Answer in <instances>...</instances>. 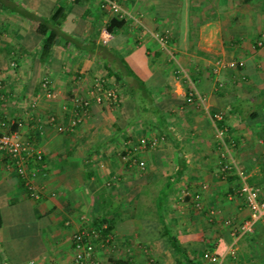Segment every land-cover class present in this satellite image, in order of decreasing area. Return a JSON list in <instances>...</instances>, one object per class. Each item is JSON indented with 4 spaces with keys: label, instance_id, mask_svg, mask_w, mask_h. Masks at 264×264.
Instances as JSON below:
<instances>
[{
    "label": "crops",
    "instance_id": "crops-1",
    "mask_svg": "<svg viewBox=\"0 0 264 264\" xmlns=\"http://www.w3.org/2000/svg\"><path fill=\"white\" fill-rule=\"evenodd\" d=\"M118 2L126 13L110 31L117 15L100 0H0V110L41 150L45 171L38 177L41 197L34 199L0 151V264H73L72 231L103 224L111 234L96 242L104 263L144 264L136 246L153 240L170 264H216L203 258L206 249L220 264H264V217L251 232H240L239 222L249 215L236 192L240 177L235 169L227 180L218 174L223 139L229 144L225 158L244 169L246 182L264 190V0ZM42 18L49 20L46 28L39 25ZM51 30L57 36L43 56V37ZM217 59L241 63L216 72ZM127 66L147 85L148 91L138 92L147 107L125 85L138 84L134 73L127 80L116 77L117 71L128 75ZM97 80L103 83L100 102L93 97ZM50 114L55 124L47 120ZM71 118L79 121L69 130ZM135 128L150 138L165 132L174 139L150 159L151 175L154 165L161 166L158 174H172L170 187L161 189L162 204L160 193L154 208H146L156 215L152 219L125 199L129 174L120 170L127 164L118 153L126 155L124 137ZM120 171L125 176L116 175ZM186 178L195 180L190 187L201 191L212 220L198 222V229L190 215L199 219L201 212L187 213L188 207L165 219L176 213L172 188ZM180 195L194 204L189 194ZM212 208L217 213L210 218Z\"/></svg>",
    "mask_w": 264,
    "mask_h": 264
},
{
    "label": "built area",
    "instance_id": "built-area-1",
    "mask_svg": "<svg viewBox=\"0 0 264 264\" xmlns=\"http://www.w3.org/2000/svg\"><path fill=\"white\" fill-rule=\"evenodd\" d=\"M100 6L103 8L107 7L112 13L116 14L120 18H122L126 13L120 6L118 0H100ZM102 40L104 42L107 41L108 36L102 37ZM238 63L241 62H237L236 60L222 61L220 59H217L215 62L214 71L217 72L219 70L218 68L221 66L235 67ZM12 64H14L13 61ZM102 90V80H97L93 85V97L95 102H100L103 100ZM1 98L2 95L0 90V100ZM187 99L191 100V97H188ZM82 102L83 104H87L88 100H83ZM215 117L220 119L222 118V114L216 113ZM47 120L55 124L56 117L55 115L50 114ZM78 121L79 118H71L66 128L72 130L76 126ZM15 122L16 120L14 118L2 113V111L0 110V151L8 157L11 167L16 171L18 175L23 178L24 186L30 192V195L33 198L38 199L41 197V189L39 187L38 177L45 174V171L40 164V161L42 160V152L41 150L33 147L28 140L22 138L19 131L13 127ZM42 123L43 120L40 119L39 126H42ZM58 129L64 130L62 126H58ZM218 135H220V133ZM155 142L156 140L154 138L149 139L146 136H141L138 140L137 145L132 146V148L128 149V153H126V159H130L131 162L133 161L140 167H144V159H137L135 158V155L140 151L146 150L150 146H154ZM219 155L220 159L218 174L220 175V177L222 179H227L230 171L234 169L240 177V184L237 187L236 192L239 196H241V198L244 199L245 204L249 209V215L247 218L239 222L238 228L242 233L251 232L254 228V225L264 217V190L256 184H250L246 182V174L244 169L236 165L233 160H227L225 158L224 151H220ZM184 193L190 194L196 207H201L202 201L200 190H185ZM214 214H216V210L214 208L208 211V216L210 218H212ZM82 219H85V217H83ZM225 222L227 224H230L231 220L227 218L225 219ZM105 228L106 225L103 224L99 228L93 226H82L72 231L71 240L74 250L73 264H106L101 260V258L98 257L96 253V242L99 239H103L105 241L110 240L111 234L109 232H105ZM229 254L232 258H236L235 249H231L229 251ZM202 256L209 262L220 264L221 258L208 249L203 251Z\"/></svg>",
    "mask_w": 264,
    "mask_h": 264
},
{
    "label": "rangeland",
    "instance_id": "rangeland-1",
    "mask_svg": "<svg viewBox=\"0 0 264 264\" xmlns=\"http://www.w3.org/2000/svg\"><path fill=\"white\" fill-rule=\"evenodd\" d=\"M126 68H127L128 72H129L128 75H127V72H122V74L124 76L123 77V76L120 75L121 72L119 73L117 71V76H119V79L127 80V78H129L127 76H129V74H133L134 73V75H132V76H133V78L136 81H138V84H135V86H133V85H130V86L133 87L132 89H134L135 92L137 90V94H138V92H140L139 90H140V87H141V81L140 80H143V79H141L138 75H136L135 72H131L132 69H129L128 66ZM144 89H147V85H145ZM147 91H148V89H147ZM117 101H119L118 98L113 99L111 103H116ZM145 102H146V100L144 102L140 101L141 107L144 106ZM200 102H202L203 105H204V98L200 99ZM141 109H143V108H141ZM141 109L139 110L140 114H144L145 111H142ZM137 113H138V110H137ZM216 113L218 114V112H216ZM164 133L153 132V138L156 140L155 145L153 147L151 146L150 150L146 149V150L140 151L139 153L143 152L142 154L138 155L140 157L135 156V158H137V159L142 158V159H144V161H145V159H147V161L145 163V167H140L139 165H136V164L133 165L134 163H132V162L130 163L126 159V155H123L122 152L120 151V149L117 150L118 152L120 151L118 154L122 155L121 157H122V159L124 161L123 163H126L128 165V166L125 165V167L122 166V169L120 168L119 164H117L115 166L118 169L120 168V170H124V169L128 170L126 172L127 174H129V175H127L128 180H127L126 177H125L126 179L125 178L123 179V182H124L123 186H124L125 190L129 191L126 194L125 199H127V201H129V205L130 206H134L135 207L136 205H141L142 207H144L145 208V212H146L145 215H144L145 218L146 217L151 218V219L154 218V217L156 218V215L153 212L148 211L146 208H149L151 210L154 208V203H155V201L157 199V196L161 193V189H163V188H165L167 186L166 185L167 184V180H169V177L172 176V174L171 175H165L164 172H161V173L158 174V170H161L160 169L161 168L160 165H157V166L154 165L153 166L155 171H156L154 176L151 175L154 172L149 173L150 172L149 168H151V163H150L151 160L150 159H152L154 161L155 157H156L155 156L156 154L154 152L157 151V150L159 151L160 149L161 150L162 149L166 150V148H168L169 141L172 140L174 142V139L171 138L172 136H169L170 137V140H169L168 134H166V133L164 134ZM141 136H144V135L139 134L137 128H135L134 131H132L131 134L130 133L126 134L125 137H124V141H126L127 144H128L127 145V149L132 148V146H136L137 143H138V140H139V138ZM147 138L150 139V137H147ZM153 138H151V139H153ZM220 141H221L220 142V147H221L220 151L221 152L224 151L225 152V157H227V155L229 154V144L227 142H225L223 139L220 140ZM167 142H168V145H167ZM127 149H126V152H127ZM126 152L124 154H126ZM200 154H203V150L200 152ZM99 159H102V161H104V157L100 156ZM158 167H159V169H158ZM194 168H196V165L192 169H194ZM191 171L194 172L195 170H191L190 169V171H188V172H191ZM126 173L120 171V172H116V175H124L125 176ZM194 181L195 180L189 181V178H186V180H182L181 182L177 183V184H179L180 187L179 186H175L174 190L172 188L171 192L169 191L171 193V195H169V199H170L169 201H171V203L174 201V203L171 205V207H172V210L176 209V213H173V214L166 213L165 214V219H167V220L170 219L172 217V215H174V214H176L177 217H180V215L183 213V212H181V209L184 210V208L188 207L189 211L187 213H189V212L191 213L192 211H194V213H195V211L199 212V213L201 212V217L199 218L200 221H199V219H196L195 216L190 215V217H194L193 219H190V222L192 224L191 226L195 225L196 228L198 229L199 228L198 222H204V220L207 223L212 222V220L208 219V217L206 216V213H207L206 211H207L208 208L206 209L204 207L205 203H204L203 198H202L203 202H202L201 207H196L193 203L189 202L190 200H189L188 196L184 197V199H180V197H179L180 194H181L180 196H183V190L185 188H186V190H190V191L192 190L193 191V187H192V185L190 187V184L191 183L193 184ZM181 188H183V189L181 190ZM172 196L174 197V199H173ZM175 200H177V201H175ZM186 203H188V204L191 203V204L187 205ZM216 213H217V210H216ZM195 215H197V214L195 213ZM226 227L227 226L224 225V230H225ZM194 229H195V227H194ZM161 235H164V233H162ZM198 244L199 243L196 242L195 245L196 246H201V245H198ZM155 245H156V243H155ZM155 245L153 244V240H150L149 242L146 241L145 245H143L141 247H139L138 245L136 246V247H138L137 248L138 250H140V248H141L142 249L141 252L144 253L143 254L144 264H170L171 261L167 258L165 253L158 254L159 252L156 249ZM195 245L193 243L192 247L193 246L195 247ZM190 256H192L190 260L194 261L196 256L195 255H190ZM159 258H160V261H159ZM198 263H196V264H198ZM106 264H109V262H106Z\"/></svg>",
    "mask_w": 264,
    "mask_h": 264
},
{
    "label": "trees",
    "instance_id": "trees-1",
    "mask_svg": "<svg viewBox=\"0 0 264 264\" xmlns=\"http://www.w3.org/2000/svg\"><path fill=\"white\" fill-rule=\"evenodd\" d=\"M48 21H49L48 19H46V18H42V19H40V21H39V25L42 26L43 28H46V26H47V22H48ZM122 23H123V19H122V18H120V17H118V16H114V17L111 18V22H110V24L107 25V27H108V29L111 31V30L113 29V27L120 26V25H122ZM56 36H57V33H56L55 30H51V31H48V33H45V35H44V37H43V41H42V50H41V54H42L43 56L46 55V54L48 53V51H49V49H50V47H51L53 41L55 40ZM116 77L119 78V76H116ZM125 85L129 88V91L131 92V94H132V95H135L134 97H135V99H136V101H137L138 103H140V101H143V99H144V94H142V93L139 94V93H138V95H137V90H136V92H135L134 89H132L133 87H131L130 85H128L127 82H126ZM144 87H145V85L141 82V87H140V88L144 89ZM144 90H147V89H144ZM137 102H136V103H137ZM146 102H147V101H146ZM146 102L144 103L145 107L148 106ZM138 117H139V116H136V117L134 116V119H136V118H138ZM15 126H16V125H14V127H15ZM170 185H171V182L167 184L166 188L170 187ZM165 194H166V189H164V191L161 193V196H160L159 199H158V200H159L158 203H159L160 205L162 204V202H163V200H164V198H165ZM189 195H190V194H189ZM186 196H187V195H186ZM160 219L163 221V217H162V215H160ZM107 230L109 231L110 229L107 228ZM104 231H106V229H104ZM167 231L169 232L168 229H167ZM169 237L173 239V235L170 234V233H169ZM174 244H177L176 241H175Z\"/></svg>",
    "mask_w": 264,
    "mask_h": 264
},
{
    "label": "bare ground",
    "instance_id": "bare-ground-1",
    "mask_svg": "<svg viewBox=\"0 0 264 264\" xmlns=\"http://www.w3.org/2000/svg\"><path fill=\"white\" fill-rule=\"evenodd\" d=\"M14 125H16V123L14 124ZM14 127V126H13ZM23 138V137H22ZM153 147V146H152ZM129 161H130V163H131V160L130 159H128ZM42 161H43V154H42V160L40 161L41 163L40 164H42ZM132 163H134L133 161H132ZM135 164V163H134ZM136 165H138V164H136ZM42 166V165H41ZM43 168V167H42ZM232 171V170H231ZM230 171V172H231ZM229 175V174H228ZM228 178V177H227ZM222 179V178H221ZM222 180H227V179H222ZM184 193V192H183ZM185 194V193H184ZM202 198V197H201ZM35 199V198H34ZM215 215V214H214ZM107 227V226H106ZM106 229V228H105ZM101 240H103V239H101ZM231 256V255H230ZM232 258V257H231ZM232 259H235V258H232Z\"/></svg>",
    "mask_w": 264,
    "mask_h": 264
}]
</instances>
